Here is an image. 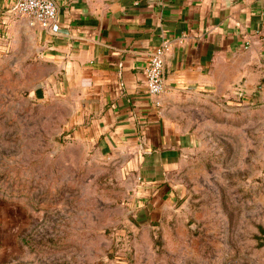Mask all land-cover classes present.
<instances>
[{
  "label": "rangeland",
  "instance_id": "374dc122",
  "mask_svg": "<svg viewBox=\"0 0 264 264\" xmlns=\"http://www.w3.org/2000/svg\"><path fill=\"white\" fill-rule=\"evenodd\" d=\"M22 60L0 43V264H264L263 105L185 93L196 143L146 185L76 137L72 102L37 96L47 69Z\"/></svg>",
  "mask_w": 264,
  "mask_h": 264
},
{
  "label": "crops",
  "instance_id": "0c3cea01",
  "mask_svg": "<svg viewBox=\"0 0 264 264\" xmlns=\"http://www.w3.org/2000/svg\"><path fill=\"white\" fill-rule=\"evenodd\" d=\"M18 1L0 0V43L38 59L37 96L71 101L76 137L146 185L196 143L178 109L185 93L264 106V0H57L58 33L15 19ZM159 46L166 90L154 97L145 69Z\"/></svg>",
  "mask_w": 264,
  "mask_h": 264
},
{
  "label": "built area",
  "instance_id": "2783aa9c",
  "mask_svg": "<svg viewBox=\"0 0 264 264\" xmlns=\"http://www.w3.org/2000/svg\"><path fill=\"white\" fill-rule=\"evenodd\" d=\"M14 16L17 18L28 16L43 29L58 33L59 6L57 0H19L14 9ZM5 39L8 38L5 36ZM165 55V46L155 47L149 53L145 75L148 92L154 97L161 96L166 90Z\"/></svg>",
  "mask_w": 264,
  "mask_h": 264
},
{
  "label": "trees",
  "instance_id": "16d2710c",
  "mask_svg": "<svg viewBox=\"0 0 264 264\" xmlns=\"http://www.w3.org/2000/svg\"><path fill=\"white\" fill-rule=\"evenodd\" d=\"M143 174L145 175V177H147L148 179L154 178L157 176V173L155 171H151V170H144L143 169Z\"/></svg>",
  "mask_w": 264,
  "mask_h": 264
}]
</instances>
